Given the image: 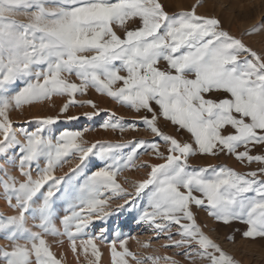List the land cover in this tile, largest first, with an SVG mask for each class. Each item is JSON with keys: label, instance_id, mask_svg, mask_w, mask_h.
<instances>
[{"label": "snow or ice", "instance_id": "1", "mask_svg": "<svg viewBox=\"0 0 264 264\" xmlns=\"http://www.w3.org/2000/svg\"><path fill=\"white\" fill-rule=\"evenodd\" d=\"M128 20L138 26L126 28ZM260 31L254 25L244 34ZM73 75L79 83L69 79ZM18 82L23 86L16 88ZM89 89L146 115L126 121L92 100H75ZM53 95L69 97L61 113L87 104L95 110L84 118L107 115L99 127L123 133L143 125L154 139L89 144L88 128L45 135L58 116L38 118L33 130L13 126V109ZM161 119L189 138L164 132ZM257 147L260 154H254ZM149 151L162 163L138 164V156ZM90 154L103 166L82 184L54 174L69 156L78 157L72 169L78 171ZM219 154L261 166L240 172L189 163L197 155ZM0 157L19 173L0 164V197L14 212H0V234L7 241L0 245V264H63L49 236L66 237L86 264H100L97 240L108 243L111 264H129L128 257L136 264H180L174 256H136L127 247L130 237L118 230L107 239V221L126 208L156 238L165 237L162 247L176 249L189 264H240L204 232L193 206L224 225L243 224L246 239H264V51L232 35L219 18L197 14L196 6L169 13L161 0H0ZM143 167L150 171L131 191L117 181L125 169ZM61 198L67 203L63 216L54 207Z\"/></svg>", "mask_w": 264, "mask_h": 264}, {"label": "rangeland", "instance_id": "2", "mask_svg": "<svg viewBox=\"0 0 264 264\" xmlns=\"http://www.w3.org/2000/svg\"><path fill=\"white\" fill-rule=\"evenodd\" d=\"M161 2L169 13L191 10L193 6H196L197 14L219 18L223 23V27L232 35L242 38L246 44L255 50L264 51V0H161ZM254 25L259 26L261 31L245 35L244 33L246 30ZM136 26H138L137 23L132 20L125 22L126 28L130 29ZM113 27L114 30L123 37V29L118 25H114ZM164 66V62H161V67ZM69 79L79 83L74 75L69 77ZM21 86H23L22 82H18L15 87L18 88ZM68 100L69 97L67 95H53L50 99L35 102L31 105H24L20 109H13L9 115L14 122L13 126L18 130L21 127L33 130L37 127L35 121L38 118L58 116L59 120L55 124L46 126L45 135H51L55 138L56 135L64 130L76 131L88 128L89 130L85 132L84 139L88 141L89 144L95 143L96 141L126 142L133 139H145L149 141L154 139L153 134L143 125H139L136 129H126L123 133L119 130L113 131L112 129H103L99 127V125L107 119V115L101 113V115L94 119L84 118L83 114L85 112H92L95 110L92 106L87 104L84 106H70L67 112L61 113L60 109L68 102ZM75 100H92L95 103L96 108L114 112L117 116L123 117L126 121H131L133 119L139 120L140 117L146 115V113L141 112L138 114L130 108L121 106L110 97L95 92L94 89H89L86 94H76ZM68 116H78L80 118L69 121L67 119ZM28 121H31V123H26ZM159 126L164 132L177 135V138H183L185 140L189 138L186 132H177L175 126L163 119L160 120ZM166 147V145L161 143L162 151H166ZM240 150H243V148ZM128 151L129 149H124L123 154L126 155ZM261 152L262 149L259 147L254 149V154H260ZM9 156H11V153H9ZM7 160L8 157H0V164H5L7 167L11 168L13 174L19 175L17 169L13 165L6 164ZM144 161H147L149 164L162 163L160 159L155 158L151 151L144 152L138 156V164ZM189 163L195 166L224 164L240 172H248L261 166L255 162L250 165L247 163L242 164L237 161L234 156L229 154H219L215 157L197 155L190 158ZM78 164H80V161L77 156H69L67 161L55 170L54 174L56 176L66 175L71 179L72 183L82 184L92 171H96L103 166V162L97 156L91 154L85 165L78 171L73 172L72 169H75ZM148 171H150V168L148 167L125 169L117 176V181L131 191L132 183L146 178ZM33 175L35 176V172H33ZM145 201L146 197L145 200H138L136 207L139 208ZM111 203L117 205L123 202L121 200H113ZM54 207L56 214L59 216L66 214L65 208L67 207V203L63 198L58 200L57 205ZM193 211L196 214L197 222L201 225L204 232L220 244L221 247L238 260L240 264H264V239H246L241 234L245 227L243 224L233 223L231 225H224L215 221L203 209H197L193 206ZM0 212L14 214L13 210L7 207V204L2 197H0ZM135 216L136 213L129 215L127 208L122 212L111 216L107 221V239H113L118 230L122 237H130L127 240V247L138 257L146 255H168L174 256L175 259L180 261V264H189V262L182 256L176 255V249L162 247V245L167 243L165 237L160 236L159 238H156V234L149 230L144 224L138 223L134 218ZM30 223H32L31 220ZM54 223L57 227H61L58 219H54ZM98 228L99 225L97 226V229ZM97 229L90 228L89 232L96 231ZM236 229H240L241 231H235ZM173 231H175V228ZM229 236H232L233 239H229ZM84 238L86 239V237ZM47 239L49 243L52 244V250L57 258H60L61 255H63V264H86V259L83 255H80L79 258H77V255L72 253L70 242L66 237L54 238L49 236ZM59 239H63L62 244L54 243V240ZM6 243L7 241L3 239V235L0 234V245ZM77 243L79 244V240ZM96 243L99 245L102 252L100 264H111L108 243H101L99 240H97ZM144 243H148L150 246L145 248L142 246ZM127 259L129 260V264H136V261L132 257H128ZM144 264H151V261L146 260ZM159 264H164V261L161 260ZM196 264H207V262L204 260H197Z\"/></svg>", "mask_w": 264, "mask_h": 264}]
</instances>
